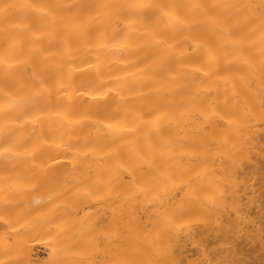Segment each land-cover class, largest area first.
Here are the masks:
<instances>
[{"label":"bare ground","instance_id":"1","mask_svg":"<svg viewBox=\"0 0 264 264\" xmlns=\"http://www.w3.org/2000/svg\"><path fill=\"white\" fill-rule=\"evenodd\" d=\"M0 264H264V0H0Z\"/></svg>","mask_w":264,"mask_h":264},{"label":"rangeland","instance_id":"2","mask_svg":"<svg viewBox=\"0 0 264 264\" xmlns=\"http://www.w3.org/2000/svg\"><path fill=\"white\" fill-rule=\"evenodd\" d=\"M39 254H42V249L41 248H39Z\"/></svg>","mask_w":264,"mask_h":264}]
</instances>
